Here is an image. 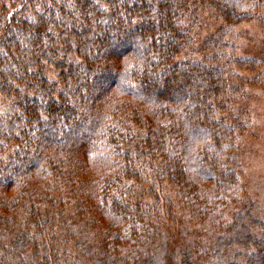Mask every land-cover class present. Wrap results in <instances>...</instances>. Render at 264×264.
I'll list each match as a JSON object with an SVG mask.
<instances>
[{"label":"trees","instance_id":"1","mask_svg":"<svg viewBox=\"0 0 264 264\" xmlns=\"http://www.w3.org/2000/svg\"><path fill=\"white\" fill-rule=\"evenodd\" d=\"M199 8L219 23L200 39ZM252 20L264 0L3 4L0 264H69L67 243L87 264H264L233 162L231 66L256 64L218 33Z\"/></svg>","mask_w":264,"mask_h":264},{"label":"rangeland","instance_id":"2","mask_svg":"<svg viewBox=\"0 0 264 264\" xmlns=\"http://www.w3.org/2000/svg\"><path fill=\"white\" fill-rule=\"evenodd\" d=\"M10 1L0 0V7ZM196 16L194 28L199 39L217 31L218 21L204 8H199ZM221 32L234 44L233 51L229 50L231 54L256 64L250 70L241 69L238 65L231 66L240 75L242 85L231 104L237 108L232 116L240 127L234 132L238 145L233 162L240 170L245 197L253 199L257 214L264 216V20H252L223 31L219 28L218 33ZM47 69L53 78L52 70ZM64 248L68 250L69 264H74V260L76 264H87L85 256L75 248L76 251L72 243L64 244Z\"/></svg>","mask_w":264,"mask_h":264}]
</instances>
